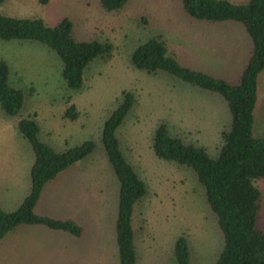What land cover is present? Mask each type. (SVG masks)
<instances>
[{
    "label": "rangeland",
    "instance_id": "obj_1",
    "mask_svg": "<svg viewBox=\"0 0 264 264\" xmlns=\"http://www.w3.org/2000/svg\"><path fill=\"white\" fill-rule=\"evenodd\" d=\"M0 10L9 16L41 17L47 25L68 18L75 38L112 44L110 55L95 57L84 70L82 87L73 90L61 77V60L46 45L0 39L9 81L24 94L15 117L35 113L38 137L56 150L86 139L96 143L87 156L43 186L34 207L37 214L70 217L82 226V234L21 224L0 240V264H119L114 231L118 181L100 139L122 90L133 92L135 102L116 135L147 185L132 214L136 264H176L173 248L180 235L188 240L191 264H214L223 239L203 187L190 167L157 158L151 140L155 128L165 124L172 135L205 147L214 157L220 131L230 123L226 103L220 94L166 71L134 68L129 59L138 44L160 36L182 65L236 82L251 48L242 23L193 19L179 0H127L117 11L104 10L98 0H4ZM69 103L80 111L75 120L61 118ZM5 117L0 109V165L6 168L0 173V205L11 210L27 194L34 155L12 118ZM252 131L264 134V67L257 78ZM253 183L261 195L256 226L264 229V178Z\"/></svg>",
    "mask_w": 264,
    "mask_h": 264
},
{
    "label": "trees",
    "instance_id": "obj_2",
    "mask_svg": "<svg viewBox=\"0 0 264 264\" xmlns=\"http://www.w3.org/2000/svg\"><path fill=\"white\" fill-rule=\"evenodd\" d=\"M191 18L208 22L235 20L242 23L251 48L244 69L236 82L182 65L168 53L165 40L150 37L138 44L130 55L134 68L148 73L163 70L179 80L221 95L230 114L228 127L220 131L221 144L211 157L205 147L184 142L172 135L165 124L153 131L151 148L159 159L190 167L203 187L205 201L214 215L223 246L214 264H264V229L256 226L260 191L253 180L264 178V134L252 131L257 99V78L264 67V0L235 3L229 0H179ZM4 0H0V5ZM127 0H98L106 11L121 9ZM0 39L36 41L54 51L62 62L61 77L66 86L78 90L85 68L97 56L110 55L112 44L96 39H77L72 23L63 18L47 25L41 17H16L0 10ZM24 94L9 81L8 62L0 58V109L11 117L30 144L34 159L30 167V186L15 209L0 207V240L21 224H41L53 230L80 236L81 225L71 218H54L34 212L43 186L74 162L87 156L96 143L86 139L80 144L56 150L38 137L36 114L16 118ZM135 102L133 92L122 90L118 103L107 115L101 131V147L118 181L117 214L114 222L119 264H136L132 214L147 192V185L124 156L116 135ZM80 111L69 103L61 118L75 120ZM15 117V118H13ZM176 264H191L189 243L184 235L174 242Z\"/></svg>",
    "mask_w": 264,
    "mask_h": 264
},
{
    "label": "crops",
    "instance_id": "obj_3",
    "mask_svg": "<svg viewBox=\"0 0 264 264\" xmlns=\"http://www.w3.org/2000/svg\"><path fill=\"white\" fill-rule=\"evenodd\" d=\"M6 166H7V164H6ZM5 171H6V168L5 167H3V165L1 164L0 165V173H5ZM29 189V188H28ZM28 192V191H27ZM21 201V200H20ZM20 201H18L17 202V204L15 205V207L13 208V209H15L16 208V206L20 203ZM0 207L2 208V209H4L1 205H0ZM13 209H11V210H13ZM4 210H6V211H11V210H7V209H4ZM68 218H70V217H68ZM15 229V228H14Z\"/></svg>",
    "mask_w": 264,
    "mask_h": 264
}]
</instances>
